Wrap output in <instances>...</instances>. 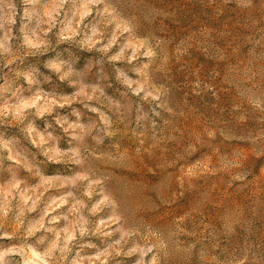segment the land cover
<instances>
[{
	"label": "rangeland",
	"instance_id": "374dc122",
	"mask_svg": "<svg viewBox=\"0 0 264 264\" xmlns=\"http://www.w3.org/2000/svg\"><path fill=\"white\" fill-rule=\"evenodd\" d=\"M249 18L236 0H4L3 264H134L149 231L264 199V157L225 139L255 133L230 86ZM257 19L264 30V7ZM226 152L256 166L243 193L216 171Z\"/></svg>",
	"mask_w": 264,
	"mask_h": 264
},
{
	"label": "clouds",
	"instance_id": "9594fccd",
	"mask_svg": "<svg viewBox=\"0 0 264 264\" xmlns=\"http://www.w3.org/2000/svg\"><path fill=\"white\" fill-rule=\"evenodd\" d=\"M4 0H0L2 4ZM237 7L249 14L247 21L251 36L247 37V43L251 45L248 52V63L244 66H237L231 75V87L236 89L241 103L233 105L234 112H246L252 118L255 133L248 128H242L238 132L225 136L230 143H245L252 147L257 158L264 157V30L260 29V21L256 24L251 22V18L259 15L261 7H264V0H236ZM12 15H15L14 5ZM14 22V21H10ZM95 35V29H93ZM115 37H113L114 41ZM111 43V42H110ZM145 55L151 56L152 52ZM219 71L213 73V79L219 76ZM131 85V81H127ZM199 82L197 88H199ZM212 90L211 85H205ZM213 95H215V91ZM164 90L155 94L147 93L154 101H160ZM139 94L138 90L137 93ZM199 95V92H197ZM159 107H163L160 103ZM95 111V109H93ZM155 115L160 113L153 109ZM139 119V118H138ZM137 153L140 148L136 149ZM195 149L192 154H195ZM264 167V164L261 165ZM217 172H223L229 179L228 183L234 186L238 193L245 192L252 186L253 181L249 177H256L255 164L246 165L241 154L226 152L221 157ZM153 175H157L156 170H152ZM200 170H196V175H200ZM207 182V175H204ZM199 191V186L195 187ZM181 197L183 192H181ZM158 207L154 205V208ZM264 212V199L259 197L241 204L235 210L226 209L218 214L216 223L205 224V215L198 214V219L191 221V226L181 221L176 227L149 231L143 237L144 244H136L129 249L128 255L138 253L139 258L134 264H264V239H261L260 216ZM183 225V226H181ZM117 240L119 245L126 236ZM11 251V250H10ZM0 264H3L0 256Z\"/></svg>",
	"mask_w": 264,
	"mask_h": 264
}]
</instances>
